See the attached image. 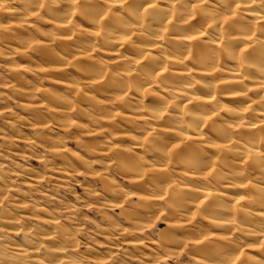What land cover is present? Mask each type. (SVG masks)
<instances>
[{
    "label": "clouds",
    "instance_id": "obj_1",
    "mask_svg": "<svg viewBox=\"0 0 264 264\" xmlns=\"http://www.w3.org/2000/svg\"><path fill=\"white\" fill-rule=\"evenodd\" d=\"M0 264H264V0H0Z\"/></svg>",
    "mask_w": 264,
    "mask_h": 264
}]
</instances>
